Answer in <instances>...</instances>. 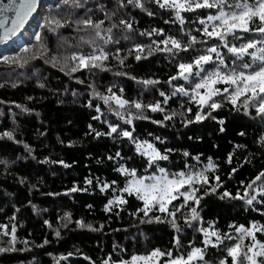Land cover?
<instances>
[{"label": "trees", "instance_id": "1", "mask_svg": "<svg viewBox=\"0 0 264 264\" xmlns=\"http://www.w3.org/2000/svg\"><path fill=\"white\" fill-rule=\"evenodd\" d=\"M79 3L81 7L76 8L72 6L71 0L67 5L62 0H44L33 24L34 30L28 32L31 39L24 42L21 39V43L12 41L0 49V55L14 56L20 53L28 60L22 67L0 61V101H3L0 103V133L13 132V139L0 136V224L8 225L9 232L11 223L17 226L15 250L0 252V264H102L105 259L112 264L113 261L128 259L132 254H147L153 248L172 249L174 256L186 255L192 246L204 247L203 234L197 228L208 227L209 221L214 222L213 227L221 234L227 233L233 239L222 236L220 243L208 245L205 259L214 264L225 259L226 264H231L227 248L232 246L238 235L235 227L240 224L248 227L253 221L264 225V202L254 201L253 205H247L240 199H222L221 193L226 188L234 197L239 189L243 195V188L248 181L264 169V144L260 142V137L264 136V118L257 115L255 108H250L249 113L244 114L224 102L221 108L211 113L217 117L216 120L206 117L202 121L185 125L183 119H191L197 105L190 102V97L179 93L172 96L171 92L174 85L184 84L189 87L190 84L182 79L167 83L169 76L176 74L178 63L189 62L211 46L212 41L204 44L199 42L203 37L198 31L202 27L198 23V16L201 13L207 15L209 10L182 13L185 24L181 26L175 21L172 10L160 8L155 0H142L144 8L129 5L126 0L123 8H117L116 0H79ZM98 4L108 12L115 11L116 15L111 20L105 19L104 11L96 7ZM149 11L154 14L148 15ZM88 15L94 20H104L105 28L110 23H118L119 19L132 21L133 32L129 40L123 39V35L128 33L120 27L113 29L114 39H119V43L105 46L111 53L119 47L121 56H125L134 43L147 46L153 40L162 39L164 35L176 36L186 43L185 33L191 32L197 36L198 42L187 52L180 51L175 56L162 52L147 55L145 48V52L141 53L145 58L139 61L135 59L133 50L123 65L110 57L105 62L107 70L80 69L70 73L65 58L72 52L90 51L88 45L81 41L82 36L87 39L88 33L79 31L74 23L76 19ZM45 17L62 18L68 23L53 32L46 26L42 27ZM153 28L163 29V33H154L151 37L139 35L140 31L147 32ZM37 32L41 33L40 41L36 40ZM25 46H28V51L21 53L20 50ZM220 50L230 61L231 54L226 49ZM53 57H56L55 61ZM149 78L159 83L149 86L138 83ZM195 80L193 76L191 82L195 83ZM41 84L44 86L40 87ZM109 88L125 99H138L145 105L160 100L165 112L145 109L143 115L149 119L134 118L132 125H125L114 112L108 111L102 99L91 95L93 90L107 95ZM121 88L123 93L120 92ZM161 91L169 96L166 105L159 95ZM16 104L24 105L31 111L24 112ZM97 105L100 106V114L96 112ZM112 106L116 107L114 104ZM189 107L192 112L182 118L179 113ZM131 111L136 113L135 109ZM172 111L177 115L171 120L164 121L162 125L153 123L154 120H163V116ZM97 115L101 118L93 119ZM220 119L224 120L223 125L218 123ZM104 120L119 123L133 131L134 136L140 140L154 142L161 151L173 149L168 161L159 162L160 166L171 172L186 170L185 164L193 166V171L199 170L207 163V158L212 157L219 167L215 173H208L209 186L216 183L213 175H218L222 184L215 193L204 195L196 206L201 221L191 222L192 226L185 224V208L176 215L179 232L167 221L141 223L138 217L142 213H136V216L131 213L142 202L127 194L123 195L129 201L128 204L113 206L110 212L104 211V204L114 193L111 187L100 192L97 180H115L117 183L112 187H123L125 176L116 171L121 164L127 168H137L141 175L147 174L144 171L146 158L135 151V145L128 138L116 133L111 137H97L89 129L91 125L96 131L106 132L108 128ZM221 127L224 131H220ZM241 132L244 135H240ZM155 137H160L163 144L155 140ZM24 144L29 145L31 154ZM117 151L120 157H115ZM184 151L189 153L188 157L183 156ZM229 152H233L231 163L227 162ZM197 155L200 156L199 162L192 159ZM109 156L115 158L109 159ZM60 160L70 167L56 163ZM234 167L237 171L229 176L228 173ZM86 179H91L92 183L86 184ZM241 181L244 183L241 184ZM74 185L85 190L69 193L68 189ZM260 199L257 194V200ZM177 203L173 201V205ZM65 212L70 213L71 221L64 219ZM13 213L15 220L11 221L9 218ZM152 215H161L162 220L164 217V214L158 212L149 213V216ZM45 220L49 224L46 225ZM76 220L91 223L93 228L100 230L78 228ZM229 225L232 227L229 228ZM55 231H59L58 237L53 234ZM174 237H179V247L173 243ZM261 237H264V233H257V238ZM8 239L0 233V247H6ZM45 239L47 244L43 243ZM23 241H28L27 247ZM248 242L246 238L244 243ZM69 252L71 256L60 259Z\"/></svg>", "mask_w": 264, "mask_h": 264}, {"label": "snow or ice", "instance_id": "2", "mask_svg": "<svg viewBox=\"0 0 264 264\" xmlns=\"http://www.w3.org/2000/svg\"><path fill=\"white\" fill-rule=\"evenodd\" d=\"M64 4H68L69 0H62ZM127 4L135 7L144 8L145 5L142 0H126ZM72 6L79 8L81 4L79 0H71ZM160 8L171 9L175 17V21L181 26L185 24V17L182 13H196V10H209L207 15L201 13L198 16V23L202 26L198 29L203 39L199 42L204 44L209 41L211 46L206 47L202 54L195 55L189 62H180L176 65L177 72L175 75L169 76L167 83L172 84L177 79H182L189 82L190 86L185 87L184 84L174 85V90L171 92L172 96L179 93L182 96L190 97V102L197 105V110L191 119L184 118L185 125L199 122L206 117L216 120L217 117L211 113L223 106L224 102L229 103L233 110L243 111L244 114L249 113L250 108H255L258 116L264 118V0H155ZM117 8L125 6L124 0H116ZM39 0H0V43L6 42L14 37L18 32L25 28L29 18L38 11ZM59 7V5H58ZM97 9L104 11L105 19L111 20L116 15L115 11L108 12L102 5H97ZM211 10H215L212 12ZM151 11L148 15H153ZM66 20L45 17L46 26L50 31L55 32L57 29L63 27ZM74 23L77 25L79 31L88 33L87 39L83 36L81 41L88 45L90 51L88 53L72 52L69 57L65 58V64L70 73H75L80 69H106V61L111 57L117 60L120 65L124 64L127 55H132L135 50V59L141 60V53L145 52L147 48V55H152L155 52L168 53L175 56L180 51L187 52L197 42L198 38L192 35L191 32L185 33L187 42L177 39L173 35H164L162 39L153 40L151 44L145 46L140 43H134L132 48L128 49L125 56H121V49L116 47L115 52L111 53L106 49V45L118 44L119 39H114L113 29L122 27L126 33L123 35L125 41L130 39V34L133 32V24L131 20L119 19L118 23H110L107 28L103 27L104 20H94L91 15L84 18L76 19ZM71 26V25H69ZM181 32H184L181 27ZM160 35L163 29L153 28L151 31H140L139 35L148 37L153 34ZM247 34V35H246ZM37 41L41 40V33H35ZM258 37V38H257ZM163 45V47H161ZM221 48L226 49L227 53L231 54V60L222 54ZM28 46L20 50L21 53L27 52ZM53 61L56 57L52 58ZM0 61L4 63H14L18 66H23L28 62L27 58L22 57L20 53L14 56L0 55ZM64 71V68H61ZM120 73H117L119 75ZM195 76V83L191 82V78ZM133 80L136 77H132ZM145 86L155 85L159 83L154 79H143L138 81ZM218 85H223L219 87ZM15 85H13L14 87ZM44 85L41 84L40 87ZM90 87H92L90 85ZM107 95H103L98 91L93 90L92 96L102 99L104 104L108 106V111L114 112L120 121L125 125H132L133 119H149L148 116L143 115V110L148 109L151 112L164 113L165 108L161 106V101L157 100L155 103L143 104L138 99H125L123 95H117L109 88ZM123 93V89H120ZM163 97V104H168L169 96L163 91L159 93ZM27 99L31 100L32 97ZM3 103V101H0ZM15 103V102H12ZM116 107L113 108L112 105ZM24 112L31 111L29 108L21 104L15 105ZM135 109L136 113L131 111ZM10 111V109H9ZM96 112L101 113L100 106L97 105ZM192 112V108H185L180 112V116L185 117L186 113ZM177 113L172 111L163 116V120H154L155 124H164V121L171 120ZM100 115L93 117V119H100ZM107 124L108 130L106 132L96 131L89 125V129L95 132V136L99 137L106 135L111 137L116 133L120 137L128 138L134 145L135 151L146 158V167L144 171L146 175L138 173L137 168H127L121 164L116 171L125 176L123 187H112L116 185V181L101 182L97 180V187L100 192H104L111 187L114 195L104 204V211H112L113 206L121 207L129 203L123 194L134 196L137 201L142 202L140 207H136L131 215L136 216V213H142L138 217L141 223H150L152 221L163 222L167 221L171 227L177 232L180 231V226L176 222V215L182 209L187 208V212L183 215L185 224L192 226L193 221H201L200 212L197 205L200 204L204 195L215 193L221 187L222 181L218 175H213L215 184L209 186L208 173L218 169L219 165L215 163L212 157L207 158V163L199 170L193 171V166L184 165V169L176 172L169 171L166 167L160 166L159 162L168 161L169 154L173 149L166 148L161 151L154 142L147 139L140 140L134 136L133 131L122 127L119 123H110L104 120ZM219 124L223 125L224 120L220 119ZM220 131H224L221 127ZM151 135V134H149ZM240 135H244L243 132ZM0 136L13 139L12 131H5L0 133ZM155 140L163 144L160 137H155ZM260 142L264 144V136L260 137ZM21 143V141H17ZM25 149L31 154L29 145L24 144ZM239 147V146H237ZM183 156L188 157L187 151L183 152ZM115 157H120V152L115 153ZM115 157L109 156V159ZM233 152L227 154V162L231 163ZM45 157V161H47ZM197 162L200 161V156L192 157ZM64 167H70L65 164L63 160L56 161ZM149 169H153L149 171ZM237 168H232L229 176L236 172ZM259 182V183H257ZM86 184H91V179L85 180ZM241 184L244 181L240 182ZM78 189L75 185L68 189V192H75ZM120 194H115V193ZM243 195L237 189L234 197L231 193L225 190L221 193V198L231 197L233 199L244 200L247 205H253V202H264V169L248 181L247 186L243 188ZM257 194L261 199L257 200ZM49 195H52L49 193ZM173 201L178 203L173 205ZM172 205L171 209L169 206ZM35 211V205L32 206ZM90 207V206H89ZM18 211V209H17ZM158 212L164 214L163 220L161 215L149 216V213ZM119 215V213H117ZM11 221L15 220V213L9 218ZM64 219L71 221V215L68 212L64 213ZM47 225L49 221L45 220ZM78 228H88L93 231H99L100 228H93L91 223H84L82 220L75 221ZM214 222L209 221L208 227H198L197 231L203 234L204 247L192 246L186 255H173L172 249L161 250L160 248H153L146 255L132 254L128 259H120L113 261L112 264H209L205 259V252L208 245H213L214 241L211 239L215 237V243H220L223 238L232 240L233 237L227 233L221 234L218 229L213 227ZM67 226L66 224L64 225ZM101 228L103 225L100 226ZM232 225H229L231 228ZM17 226L11 223V231H8V225L0 224V233L3 236L9 237L6 247H0V252L15 250L17 241L16 236ZM235 242L232 246L227 248V256L231 258V264H264V237L257 238V233H264V225L253 221L250 226L246 227L240 224L235 227ZM59 236V231L53 233ZM248 243L245 244V239ZM27 247L28 241H23ZM44 244L48 241L45 239ZM173 243L179 247V237L173 238ZM191 245L192 242L189 241ZM41 245H37L40 247ZM24 249H21L23 251ZM72 253L69 252L67 256H61L60 259H67ZM164 258V259H162ZM88 259V257H85ZM102 264H110L108 259L102 261ZM217 264H226L225 259H220Z\"/></svg>", "mask_w": 264, "mask_h": 264}, {"label": "rangeland", "instance_id": "3", "mask_svg": "<svg viewBox=\"0 0 264 264\" xmlns=\"http://www.w3.org/2000/svg\"><path fill=\"white\" fill-rule=\"evenodd\" d=\"M35 22V21H34ZM34 22L30 25V26H28L26 29H24L21 33H20V38H15V39H12L10 42H12V41H16V42H20L21 43V41L23 40V42L24 41H28V40H30L31 38H30V36H29V31H33L34 30V26H33V24H34ZM22 39V40H21ZM22 42V43H23ZM9 43V42H8ZM7 43V44H8ZM6 45V44H5ZM3 47V46H2ZM1 47V48H2ZM0 48V49H1ZM214 238L215 237H212L211 239L214 241V244L213 245H215L216 243H215V240H214ZM136 255H146V254H136ZM162 259H164V258H162ZM209 264H214V263H211V262H209Z\"/></svg>", "mask_w": 264, "mask_h": 264}, {"label": "water", "instance_id": "4", "mask_svg": "<svg viewBox=\"0 0 264 264\" xmlns=\"http://www.w3.org/2000/svg\"><path fill=\"white\" fill-rule=\"evenodd\" d=\"M44 0H39V7H38V11L36 13L33 14L32 17L29 18V21L28 23L26 24L25 28L26 29L28 26H30L35 20L36 18L38 17L39 13H40V10H41V6H42V3H43ZM24 29H22L20 32H18L14 37H12L10 40L6 41V42H3V43H0V48L2 46H4L5 44H7L8 42H10L12 39H15L16 36L18 34H20Z\"/></svg>", "mask_w": 264, "mask_h": 264}, {"label": "bare ground", "instance_id": "5", "mask_svg": "<svg viewBox=\"0 0 264 264\" xmlns=\"http://www.w3.org/2000/svg\"><path fill=\"white\" fill-rule=\"evenodd\" d=\"M19 36H20V34H18V35L16 36V38H19Z\"/></svg>", "mask_w": 264, "mask_h": 264}]
</instances>
